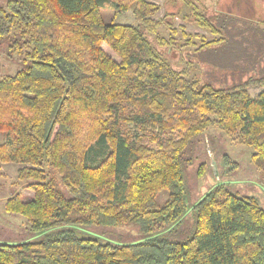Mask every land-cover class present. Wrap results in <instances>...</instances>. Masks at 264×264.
<instances>
[{"label":"trees","instance_id":"16d2710c","mask_svg":"<svg viewBox=\"0 0 264 264\" xmlns=\"http://www.w3.org/2000/svg\"><path fill=\"white\" fill-rule=\"evenodd\" d=\"M107 2L136 22L105 21ZM157 10L148 0L0 3L6 56L23 62L0 77V162L19 165L16 178L32 192H14L4 210L41 233L136 223L146 235L114 244L60 230L0 242V264H264V207L222 184L194 204L188 238L167 235L186 213L183 153L210 125L250 147L264 178V64L224 86L187 79L144 34L158 27ZM193 15L213 33L227 28L222 14Z\"/></svg>","mask_w":264,"mask_h":264},{"label":"rangeland","instance_id":"374dc122","mask_svg":"<svg viewBox=\"0 0 264 264\" xmlns=\"http://www.w3.org/2000/svg\"><path fill=\"white\" fill-rule=\"evenodd\" d=\"M4 1L0 0V3ZM148 1L158 6L153 18L159 24L154 32L145 29L144 34L161 57L187 79L224 86L246 79L250 72L248 68H254L257 62L264 64V34L258 32L261 30L264 33V0ZM195 11L210 19L222 14L219 23L224 21L226 30L220 34L200 27L194 20ZM101 13L107 22H136L130 11L118 13L108 2L101 8ZM223 15L229 19H223ZM217 38L222 39L199 48L204 40ZM102 48L117 59L108 45L103 43ZM8 51L4 38L0 40V77L13 73L23 65L14 57H7ZM256 67L259 70L258 64ZM249 92L253 95L257 88L249 87ZM3 140L4 135L0 133V142ZM252 152L250 147L228 136L217 125H210L191 140L183 153L186 160L182 163L186 213L175 230L167 234L170 239L184 240L191 235L194 227L193 206L215 185L222 184L230 193L239 196L254 197L264 207V178L251 160ZM18 166L0 162V242L17 243L60 230H73L78 236H93L102 242L114 244L138 242L146 237L136 223L64 224L44 233L31 231L24 216L4 210L6 199L14 192H21L24 199L32 195L30 190L23 189L16 178ZM167 195V190H160L156 196L157 203L161 204Z\"/></svg>","mask_w":264,"mask_h":264}]
</instances>
